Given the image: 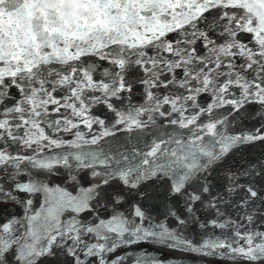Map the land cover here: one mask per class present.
Returning <instances> with one entry per match:
<instances>
[{
    "label": "snow or ice",
    "instance_id": "1",
    "mask_svg": "<svg viewBox=\"0 0 264 264\" xmlns=\"http://www.w3.org/2000/svg\"><path fill=\"white\" fill-rule=\"evenodd\" d=\"M144 245L264 264V0H0V264Z\"/></svg>",
    "mask_w": 264,
    "mask_h": 264
},
{
    "label": "water",
    "instance_id": "2",
    "mask_svg": "<svg viewBox=\"0 0 264 264\" xmlns=\"http://www.w3.org/2000/svg\"><path fill=\"white\" fill-rule=\"evenodd\" d=\"M190 233L194 234L195 228L190 229ZM144 247H147L150 251L156 253L161 259L165 261L172 260L173 264H176L177 261H182V264H194L195 258L185 257V254L179 251H172L167 248L154 247L149 245H144ZM175 253H181V256L174 255Z\"/></svg>",
    "mask_w": 264,
    "mask_h": 264
}]
</instances>
